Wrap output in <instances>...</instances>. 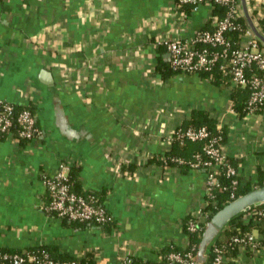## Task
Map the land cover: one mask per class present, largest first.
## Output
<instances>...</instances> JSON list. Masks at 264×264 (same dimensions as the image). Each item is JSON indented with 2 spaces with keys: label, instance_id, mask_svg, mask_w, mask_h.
Masks as SVG:
<instances>
[{
  "label": "crops",
  "instance_id": "crops-1",
  "mask_svg": "<svg viewBox=\"0 0 264 264\" xmlns=\"http://www.w3.org/2000/svg\"><path fill=\"white\" fill-rule=\"evenodd\" d=\"M240 3L253 21L264 6ZM173 4L0 0V99L31 106L41 132L0 140V248L46 245L71 256L93 249L96 264H120V255L128 263L154 260L168 244L184 246L180 222L202 205L206 172L148 159L167 150L166 137L193 109L225 127L221 149L241 184L264 175V106L238 114L227 90L208 78L179 72L163 79L155 70L160 54L168 61L158 39L189 38L209 26L207 7L184 19ZM63 161L78 168L83 190L103 196L112 230L74 226L42 208L40 174L54 175ZM239 259L264 264V247Z\"/></svg>",
  "mask_w": 264,
  "mask_h": 264
},
{
  "label": "built area",
  "instance_id": "built-area-1",
  "mask_svg": "<svg viewBox=\"0 0 264 264\" xmlns=\"http://www.w3.org/2000/svg\"><path fill=\"white\" fill-rule=\"evenodd\" d=\"M173 3L176 13L184 19L201 6L207 7L209 26L195 30L189 38H183L174 33L162 36L155 42L157 47L159 45L164 47L170 66L179 70L180 73L195 75L205 71H216L221 80H226L227 88L225 89L227 92L229 89L237 87L249 90L244 114L261 110L264 106V41L256 35L250 22L264 38V30L261 29L258 22V18L264 11V6L258 11L256 20L253 21L254 19L250 18L249 22L241 11L240 0H173ZM214 5L224 8L222 16L212 13ZM184 7L188 8V12ZM229 31H239L237 42L227 36L226 33ZM230 109L235 112L232 108ZM13 123L18 126L19 137L24 139H31L41 134L34 113L26 108L15 112L11 102L0 99V134L10 133L9 128ZM173 132H176L179 139L203 141L202 152L207 159L202 161V165H206L208 170L205 181V199L197 210L193 209L188 212V217L184 222H180L181 232L186 238L184 246L178 250L167 252L163 257L160 255L157 259L139 260L136 263L133 261L128 263L127 256L120 255V264H242L239 259L242 252L248 250L257 252L261 247H264V245H259L260 241L264 239V205H254L241 213L240 219L243 223L251 221L255 224L251 231L232 234L221 245L213 243L212 240L203 252L204 258L198 259V246L188 244L183 228L188 233H196L197 237H201L204 229L202 208L205 202L207 203V200L213 197L212 189L217 182L220 169L223 167L225 174L229 176L237 175V171L222 152L220 125L217 126L215 134L210 133L205 126L188 127L183 131L174 128L166 137L165 141L168 144L173 139ZM171 160L177 164L184 163V159L180 157H173ZM70 164V161L60 162L54 175L40 174L45 189L50 193V201L44 210L73 222L107 224L111 221L112 215L108 214L105 208L96 205L92 199H86L70 190L67 178ZM200 164V155H194V161L190 162V167L198 168ZM231 183L236 185L238 180L233 178ZM261 183V186H264V178ZM252 187L254 189L260 186L255 181ZM230 197L234 198V195L231 194ZM230 250L233 252L229 254L227 251ZM0 264L78 263L75 259L53 260L47 252L42 251L0 253Z\"/></svg>",
  "mask_w": 264,
  "mask_h": 264
},
{
  "label": "trees",
  "instance_id": "trees-1",
  "mask_svg": "<svg viewBox=\"0 0 264 264\" xmlns=\"http://www.w3.org/2000/svg\"><path fill=\"white\" fill-rule=\"evenodd\" d=\"M186 12H188V8L184 7ZM213 14H217L219 16H222L224 14V8L222 6H217L214 5L212 9ZM259 26L261 29L264 30V11L262 12L261 17L258 18ZM209 24V23H208ZM207 28V27H205ZM201 29H204L201 28ZM229 38L232 40H238V34L239 31H229L226 33ZM158 51L159 52H164L165 49L162 45L158 46ZM157 65L155 67V70L160 73L161 77L163 79H166L174 74L179 73V70H175L172 68L169 64L168 61L164 60L163 55L160 54V56L157 57ZM199 76H204L209 79V81L214 84L221 86L223 88H227V82L226 80H221V78L216 74L215 72H200ZM228 95L230 97V105L233 111L244 114L246 110V104H247V99L249 96V90L247 88H231L228 91ZM14 106L15 112H18L21 109H29L32 113H34L33 109L29 105H18L12 103ZM257 112V111H255ZM205 126L210 133L215 134L217 133V126H218V121L217 119L210 115L208 110L206 109H193L189 113L188 116L184 117L179 126L176 128L177 130L183 131L188 127H201ZM10 133H12L13 137L17 141H22L26 140L22 137H19L18 135V126L17 124L13 123L10 128H9ZM176 132L172 133V140L168 145L167 150L162 154V155H154L153 157L148 159V162H154L157 163L158 165L165 167V166H172V165H177L181 170H187L190 167V162L194 161V155H200L201 159V164L199 165L197 169H201L205 172H207V166L202 165V161L206 160L207 157L205 154L202 152V146H203V141L202 140H196V141H191L189 139H179L178 136L175 134ZM220 133H221V140L220 143H223L226 138V129L222 125L220 126ZM7 135V133H1L0 134V140L4 138ZM164 157V158H163ZM173 157H180L184 159V163L177 164L171 160ZM231 164L233 165V162L230 160ZM233 167L236 169V167L233 165ZM124 170L130 171L133 170L135 167L134 165L131 164H126L125 166L122 167ZM77 175H78V168L75 167L73 164H70L69 166V171H68V183H70V190L77 195H80L86 199L93 200L95 201L96 205H100L103 208V196L100 193L97 192H92V191H86L83 190L78 181H77ZM235 178L238 180V183L236 185H233L231 183L232 179ZM264 178V175L262 173L258 174V179H256V184L258 186H261V180ZM253 187L251 186V183L247 182L244 184L240 183V180L238 178V175L234 176H229L225 174V171L223 167L220 169V173L217 175V182L215 186L212 189V194L213 197L211 199L207 200V203L205 202V205L202 208V213L204 215V229L206 228V225L210 221L211 217L213 214H215L218 210H220L223 206H225L227 203H229L231 200L235 199L236 197L245 194L246 192L252 190ZM233 194L234 198H231L230 195ZM45 199L42 203V208L47 206V204L50 201V193L47 189H45ZM261 205H264V203H260ZM259 205V204H257ZM254 206V205H252ZM251 206V207H252ZM106 210V209H105ZM107 211V210H106ZM53 216H56L54 213H49ZM108 214H110L108 212ZM188 217L186 215L182 221L184 222L185 219ZM241 213L232 217L228 223L219 231V233L214 237L213 243L221 245L223 242H225L232 234H241L245 232L251 231L254 227L255 224H253L251 221H248L246 223H243L242 220L240 219ZM64 222H67L71 225L74 226H83V225H95L93 222L90 224L87 223H78V222H73L69 221L66 218H61ZM99 226L101 229L110 231L114 227V220L113 217L110 222L107 224H102V225H95ZM183 232L186 234V237L188 239V244L189 245H196V247L199 245L201 237H197L196 233H188L184 228ZM201 233V234H202ZM187 245V247H189ZM259 245H264V239L260 241ZM180 247L176 246L174 244H168L165 247L161 248L159 250V254L161 257H163L167 252L169 251H174L178 250ZM198 248V247H197ZM45 251L49 254V256L53 260L57 261H62V260H71L75 259L77 260L78 264H96V253L93 249L85 251L83 254L79 256H71L68 254H63L60 252H57L55 248L51 246H46V245H40V246H33L27 249H3L0 248V253L8 252V253H22V252H42ZM229 254L232 253L233 251H227ZM140 259H135L133 262H138Z\"/></svg>",
  "mask_w": 264,
  "mask_h": 264
},
{
  "label": "water",
  "instance_id": "water-1",
  "mask_svg": "<svg viewBox=\"0 0 264 264\" xmlns=\"http://www.w3.org/2000/svg\"><path fill=\"white\" fill-rule=\"evenodd\" d=\"M244 14L247 20L250 22V18L245 9ZM250 25L256 35L264 41V38L256 31L254 25L251 22ZM260 203H264V186L254 188L245 194L236 197L223 206L220 210H218L215 214H213L202 233L198 247V254L201 256V253L204 251L206 246L214 239V237L232 217L242 213L243 211H247L252 205H257Z\"/></svg>",
  "mask_w": 264,
  "mask_h": 264
}]
</instances>
